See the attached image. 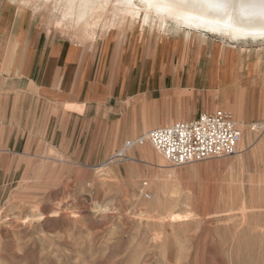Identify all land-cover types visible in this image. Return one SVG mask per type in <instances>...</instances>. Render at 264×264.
<instances>
[{"label": "crops", "instance_id": "1", "mask_svg": "<svg viewBox=\"0 0 264 264\" xmlns=\"http://www.w3.org/2000/svg\"><path fill=\"white\" fill-rule=\"evenodd\" d=\"M51 23L0 6V167L43 149L103 162L128 139L222 109L245 133L238 166L264 170V41L219 46V36L182 29L79 41L60 29L90 36L89 27Z\"/></svg>", "mask_w": 264, "mask_h": 264}, {"label": "rangeland", "instance_id": "2", "mask_svg": "<svg viewBox=\"0 0 264 264\" xmlns=\"http://www.w3.org/2000/svg\"><path fill=\"white\" fill-rule=\"evenodd\" d=\"M0 6L38 15L54 27L56 15L41 0H0ZM88 27L90 36L59 29L79 41L113 32H140L148 40L174 33V27L133 21L105 25L102 18L80 26ZM218 39L219 46L221 40L235 43ZM54 155L43 149L36 158L1 164L0 264H264L260 164L238 166L235 153L175 166L159 154L161 160L151 162L138 152L130 154L133 161L117 158L104 166L110 159L74 163ZM156 181L165 183L166 197ZM93 201L113 204L118 214H94Z\"/></svg>", "mask_w": 264, "mask_h": 264}, {"label": "bare ground", "instance_id": "3", "mask_svg": "<svg viewBox=\"0 0 264 264\" xmlns=\"http://www.w3.org/2000/svg\"><path fill=\"white\" fill-rule=\"evenodd\" d=\"M41 2L42 4L45 5L50 4L51 15L52 16L56 15L53 17V20L54 23L57 25L72 24L73 27L79 25L81 26L85 24H91L93 20L102 18L105 25L112 24V26L116 25L117 27H121L122 25L133 21L134 23L139 22V24H141L142 26L147 25L150 28H152L154 25H158L161 28L174 27L173 29H182L189 31L192 30L193 32H198L205 36L206 35L219 36L220 38H225L231 42L250 41V40L264 41V38L260 37L259 35H244L245 33L256 34L260 32L261 29L258 26L247 24L243 21L237 22L235 19L230 17H224L222 19L211 16L206 17L204 18L205 26L201 27L199 30L187 26L181 28L178 25V22L174 20L172 17L168 16L166 12L164 11L158 12L156 9L146 8L143 5V0H41ZM34 8L38 10L40 9V5L36 3V6ZM233 15H235V13ZM212 27L216 28V30L215 31L209 30V28ZM239 126L241 130H243L242 125L239 124ZM244 134L245 133L243 132L242 138L238 143V148H237L238 151H240L242 146L244 145V140H245ZM246 134L249 136L251 135L249 130ZM136 147L138 149L139 156L143 158H149L151 162L155 160L157 161L159 159L161 160V158L157 156L159 153L157 151L156 152L158 154L154 153L155 152L154 150L156 149L153 148V146L149 141H145L143 144L136 145ZM115 153L116 152H114L112 156L108 157L110 161L104 162L101 166H104L109 162H114L115 160H117V158H111L114 156ZM160 156L163 157L162 155ZM163 158L164 160H166L165 157ZM134 159L135 158H133L132 156H130V154H128L127 160L133 161ZM163 162L162 164L160 163V165L159 164L157 165L166 166L163 165ZM241 163L242 162H240V164ZM131 167H132L131 165L127 166V176L130 177V179H132L135 174L134 170H132ZM153 183L154 185L158 186V190L163 195V198L166 197L165 183H161L158 181ZM160 204L159 206L161 207ZM176 216H180V215L173 213L170 215L171 218H174Z\"/></svg>", "mask_w": 264, "mask_h": 264}, {"label": "built area", "instance_id": "4", "mask_svg": "<svg viewBox=\"0 0 264 264\" xmlns=\"http://www.w3.org/2000/svg\"><path fill=\"white\" fill-rule=\"evenodd\" d=\"M257 122L249 130L262 129ZM242 130L230 113L215 109L198 114L190 121H176L165 127H156L135 139L126 140L113 157L127 159V152L136 145L149 141L156 151L172 165L233 155L242 138ZM150 198L149 194H145Z\"/></svg>", "mask_w": 264, "mask_h": 264}, {"label": "snow or ice", "instance_id": "5", "mask_svg": "<svg viewBox=\"0 0 264 264\" xmlns=\"http://www.w3.org/2000/svg\"><path fill=\"white\" fill-rule=\"evenodd\" d=\"M143 5L148 9L166 12L181 28L187 26L199 30L205 26L206 17H230L261 29L256 34L244 35L264 38V0H143ZM209 30L215 31L216 28Z\"/></svg>", "mask_w": 264, "mask_h": 264}, {"label": "clouds", "instance_id": "6", "mask_svg": "<svg viewBox=\"0 0 264 264\" xmlns=\"http://www.w3.org/2000/svg\"><path fill=\"white\" fill-rule=\"evenodd\" d=\"M93 207L92 211H94V214L103 217L107 215H115L118 214V209L113 204H106V203H99V202H92Z\"/></svg>", "mask_w": 264, "mask_h": 264}]
</instances>
